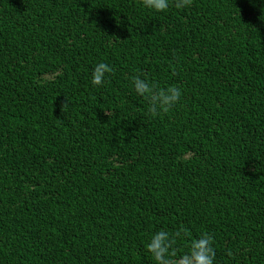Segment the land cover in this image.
Segmentation results:
<instances>
[{"label": "trees", "instance_id": "obj_1", "mask_svg": "<svg viewBox=\"0 0 264 264\" xmlns=\"http://www.w3.org/2000/svg\"><path fill=\"white\" fill-rule=\"evenodd\" d=\"M180 229L171 264L203 233L264 264V0H0V264H156Z\"/></svg>", "mask_w": 264, "mask_h": 264}, {"label": "clouds", "instance_id": "obj_2", "mask_svg": "<svg viewBox=\"0 0 264 264\" xmlns=\"http://www.w3.org/2000/svg\"><path fill=\"white\" fill-rule=\"evenodd\" d=\"M192 2L193 0H175V7L184 8L190 6ZM141 3L144 7L156 12H166L170 6V0H141ZM113 71V68L106 63H98L92 73V84L94 86L102 85L105 82V74H110ZM133 87L137 94L148 102V112L153 117L170 112L182 97L179 87L170 85L167 88H161L140 76L133 78ZM64 107H66V103L61 105V110ZM182 232L186 233L187 230H177L174 235L160 230L151 236L146 244V250L151 254L156 264H171L170 257L175 255L176 238L180 237ZM213 245V236L203 233L197 239L192 240L190 251L183 256L180 264H214L215 249Z\"/></svg>", "mask_w": 264, "mask_h": 264}]
</instances>
